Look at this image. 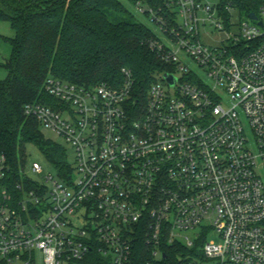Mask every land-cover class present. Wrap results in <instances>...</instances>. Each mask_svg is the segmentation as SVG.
<instances>
[{
    "label": "built area",
    "instance_id": "obj_1",
    "mask_svg": "<svg viewBox=\"0 0 264 264\" xmlns=\"http://www.w3.org/2000/svg\"><path fill=\"white\" fill-rule=\"evenodd\" d=\"M163 3L138 4L168 68L141 100L123 68L117 87L51 77L53 102L25 105L75 163L41 183L23 171L17 204L2 192L0 264H264V3L257 19ZM9 171L2 156L0 179Z\"/></svg>",
    "mask_w": 264,
    "mask_h": 264
},
{
    "label": "trees",
    "instance_id": "obj_2",
    "mask_svg": "<svg viewBox=\"0 0 264 264\" xmlns=\"http://www.w3.org/2000/svg\"><path fill=\"white\" fill-rule=\"evenodd\" d=\"M133 1L144 7L164 5L163 0ZM263 3L220 0L225 13L226 7H233L241 15L258 14ZM1 21L10 23L14 35L5 37L11 53L0 64L7 72L0 80V158L4 156L10 168L0 179V200L7 190L17 204L25 143L38 145L60 175L70 168L66 149L46 139L37 118L25 113L28 103L53 102L45 91L48 79L117 87L123 82V68H128L136 80L134 95L141 100L156 74L168 68L149 47L153 30L121 0H0ZM138 250L142 252V244ZM168 254L174 258L175 252ZM139 255L132 264H144ZM167 264L176 263L172 259Z\"/></svg>",
    "mask_w": 264,
    "mask_h": 264
},
{
    "label": "rangeland",
    "instance_id": "obj_3",
    "mask_svg": "<svg viewBox=\"0 0 264 264\" xmlns=\"http://www.w3.org/2000/svg\"><path fill=\"white\" fill-rule=\"evenodd\" d=\"M127 8L133 13L137 20L146 24L149 28L155 31L158 35H161L156 23L148 17L146 14L140 11V8L133 0H121ZM210 3H218L220 0H207ZM237 19V16L236 18ZM14 35V31L7 21L0 22V64L5 62L6 59L10 56L11 53V46L6 41L5 37H11ZM218 37L221 34L218 33ZM208 40V39H207ZM210 40V39H209ZM7 75L6 70L0 65V80H4ZM40 130L43 133L46 139L51 140L54 143L62 145L66 149V157L69 164L73 165L75 163V150L74 148L66 143L59 135L54 133L48 128L40 126ZM24 149V159H25V166L22 169L27 178L31 181L36 183L43 182V178L46 175L53 174L54 176H59L58 168L52 163V161L48 158L46 153L40 149V147L34 143H25L23 146ZM34 162L39 163L42 165L43 168V175H38L32 171V164ZM22 171V176H23ZM210 240H217L215 233H212L209 236Z\"/></svg>",
    "mask_w": 264,
    "mask_h": 264
},
{
    "label": "water",
    "instance_id": "obj_4",
    "mask_svg": "<svg viewBox=\"0 0 264 264\" xmlns=\"http://www.w3.org/2000/svg\"><path fill=\"white\" fill-rule=\"evenodd\" d=\"M249 16H250L252 19H257V14H256L255 12H251V13L249 14ZM165 78L168 79V80L171 82L172 85L175 83V78H174L171 74L166 73V74H165Z\"/></svg>",
    "mask_w": 264,
    "mask_h": 264
}]
</instances>
